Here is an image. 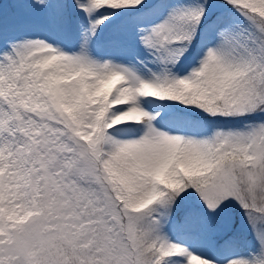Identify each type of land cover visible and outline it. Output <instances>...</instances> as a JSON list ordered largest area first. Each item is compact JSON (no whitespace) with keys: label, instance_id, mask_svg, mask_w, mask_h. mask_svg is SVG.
Listing matches in <instances>:
<instances>
[{"label":"snow or ice","instance_id":"6c2138e0","mask_svg":"<svg viewBox=\"0 0 264 264\" xmlns=\"http://www.w3.org/2000/svg\"><path fill=\"white\" fill-rule=\"evenodd\" d=\"M0 264H264V0H0Z\"/></svg>","mask_w":264,"mask_h":264}]
</instances>
